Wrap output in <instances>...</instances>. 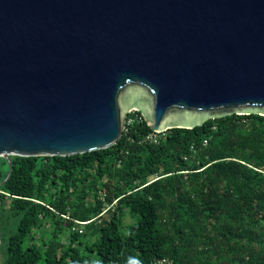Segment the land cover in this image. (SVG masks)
Instances as JSON below:
<instances>
[{
    "label": "water",
    "instance_id": "1",
    "mask_svg": "<svg viewBox=\"0 0 264 264\" xmlns=\"http://www.w3.org/2000/svg\"><path fill=\"white\" fill-rule=\"evenodd\" d=\"M133 109L154 133L264 116V0H0L10 166L108 149Z\"/></svg>",
    "mask_w": 264,
    "mask_h": 264
},
{
    "label": "trees",
    "instance_id": "2",
    "mask_svg": "<svg viewBox=\"0 0 264 264\" xmlns=\"http://www.w3.org/2000/svg\"><path fill=\"white\" fill-rule=\"evenodd\" d=\"M155 135L143 117L108 149L0 157V264H264V116Z\"/></svg>",
    "mask_w": 264,
    "mask_h": 264
},
{
    "label": "built area",
    "instance_id": "3",
    "mask_svg": "<svg viewBox=\"0 0 264 264\" xmlns=\"http://www.w3.org/2000/svg\"><path fill=\"white\" fill-rule=\"evenodd\" d=\"M138 112L139 111H137L136 109H133V110H131L130 112H129V115H134V117H132L130 120H128L127 119V123H126V125L127 124H133L134 123V121H136V119H140V120H142V118L143 117H141V115H138ZM143 116V115H142ZM129 117V116H128ZM126 129V128H125ZM159 134H161V133H156V135L155 136H153L154 138H155V141H157V138H158V135ZM78 224H80V225H84L85 223H83V222H77ZM74 230H76V228H74ZM79 233H83V229H79ZM164 262H166V260H162V261H159L158 263H164Z\"/></svg>",
    "mask_w": 264,
    "mask_h": 264
},
{
    "label": "rangeland",
    "instance_id": "4",
    "mask_svg": "<svg viewBox=\"0 0 264 264\" xmlns=\"http://www.w3.org/2000/svg\"><path fill=\"white\" fill-rule=\"evenodd\" d=\"M130 111H131V110H130ZM133 221L135 222L136 219H134L129 213L126 214V217H125V220H124V224H123V225H124V227H123V232H124V233L127 232L128 226H129L130 224H132ZM80 228H82L83 230H85V228H83V227H80ZM85 231H86V230H85ZM64 240L66 241V240H67V237H65ZM3 253H4V250L1 252V254H3ZM2 257L4 258L3 255H2Z\"/></svg>",
    "mask_w": 264,
    "mask_h": 264
},
{
    "label": "bare ground",
    "instance_id": "5",
    "mask_svg": "<svg viewBox=\"0 0 264 264\" xmlns=\"http://www.w3.org/2000/svg\"><path fill=\"white\" fill-rule=\"evenodd\" d=\"M74 233V232H73ZM71 234H72V232H71Z\"/></svg>",
    "mask_w": 264,
    "mask_h": 264
}]
</instances>
